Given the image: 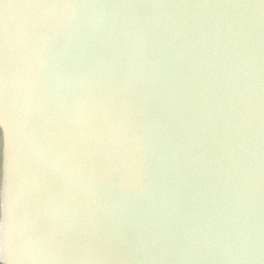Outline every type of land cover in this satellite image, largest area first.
<instances>
[{"label":"clouds","instance_id":"1","mask_svg":"<svg viewBox=\"0 0 264 264\" xmlns=\"http://www.w3.org/2000/svg\"><path fill=\"white\" fill-rule=\"evenodd\" d=\"M0 264H264V0H0Z\"/></svg>","mask_w":264,"mask_h":264}]
</instances>
